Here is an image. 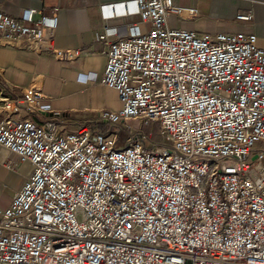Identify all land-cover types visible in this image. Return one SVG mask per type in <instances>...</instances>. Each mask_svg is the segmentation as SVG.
Segmentation results:
<instances>
[{
  "label": "built area",
  "instance_id": "obj_1",
  "mask_svg": "<svg viewBox=\"0 0 264 264\" xmlns=\"http://www.w3.org/2000/svg\"><path fill=\"white\" fill-rule=\"evenodd\" d=\"M48 7L57 9L45 0ZM118 7L150 27L122 33L106 23L97 38L107 63L101 77L87 78L121 102L101 114L109 131L37 121L46 99L40 84L0 88V160L13 167L14 155L31 166L0 213V264H264L257 36L170 28L171 14H199L173 0L104 6L106 19ZM44 11L0 12V44L76 64L81 50L56 46L59 18ZM20 111L27 117L13 118ZM132 121L140 127L122 138ZM151 123L158 140L145 130Z\"/></svg>",
  "mask_w": 264,
  "mask_h": 264
},
{
  "label": "crops",
  "instance_id": "obj_2",
  "mask_svg": "<svg viewBox=\"0 0 264 264\" xmlns=\"http://www.w3.org/2000/svg\"><path fill=\"white\" fill-rule=\"evenodd\" d=\"M131 0H49L56 3L44 8L45 0H0V12L19 18L28 8L56 13L59 18L56 32V46L64 49H80L76 64L67 65L46 51L35 54L27 49H18L0 44V88L10 85L16 92L30 85L40 84L45 101L39 111V122H64L69 131L89 125L96 129L107 127L101 118L104 112L116 113L121 109L114 106L113 99L119 100L116 90L88 80L89 74L102 76L107 63V47L98 41L106 23L118 32H128L137 26L140 32L149 29V24L140 23L135 15L125 14L122 7L115 9V17L106 19L103 7L121 5ZM175 6L197 8L198 17L184 20L175 14L168 18L173 29L194 31L199 35L224 33L255 34L258 45L264 49V0H173ZM117 11V12H116ZM240 12L252 15L250 20H238ZM112 32L110 40L115 38ZM4 105L0 96V118ZM114 108V109H113ZM20 111L13 118L27 117ZM1 159V158H0ZM13 167H7L0 160V213L11 204L15 193L22 187L31 171L29 164H21L14 155L9 156ZM5 189L12 195L3 196Z\"/></svg>",
  "mask_w": 264,
  "mask_h": 264
},
{
  "label": "rangeland",
  "instance_id": "obj_3",
  "mask_svg": "<svg viewBox=\"0 0 264 264\" xmlns=\"http://www.w3.org/2000/svg\"><path fill=\"white\" fill-rule=\"evenodd\" d=\"M113 100H114V102H113L114 106H110L108 109H112V107H115L118 109L119 104L121 106V102L119 100H116V99H113ZM131 126H132L131 130H122L121 132H119V130L115 129V128H114V130H117L120 133L121 137L125 138L130 132L134 133L135 130L138 127H140L139 123L136 121H132ZM99 129L102 131H109V129L107 127H104V128L100 127ZM145 130L146 131L153 130L154 136H156L155 139L156 140L160 139V130L158 129L157 124L151 123L149 126L145 127ZM256 149L260 150V151H264V144H256ZM12 193H13V191L11 189H5L3 191V196H5V197L9 196L10 197L12 195Z\"/></svg>",
  "mask_w": 264,
  "mask_h": 264
},
{
  "label": "trees",
  "instance_id": "obj_4",
  "mask_svg": "<svg viewBox=\"0 0 264 264\" xmlns=\"http://www.w3.org/2000/svg\"><path fill=\"white\" fill-rule=\"evenodd\" d=\"M156 137V136H155Z\"/></svg>",
  "mask_w": 264,
  "mask_h": 264
}]
</instances>
